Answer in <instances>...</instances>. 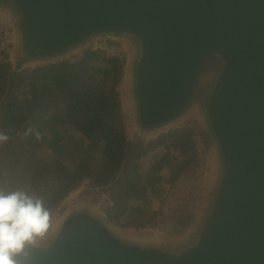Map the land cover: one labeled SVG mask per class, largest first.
<instances>
[{"label":"water","instance_id":"obj_1","mask_svg":"<svg viewBox=\"0 0 264 264\" xmlns=\"http://www.w3.org/2000/svg\"><path fill=\"white\" fill-rule=\"evenodd\" d=\"M0 9L16 25L19 69L94 40L128 42L137 127L161 133L197 110L217 164L187 239L125 236L81 205L26 249V264H264V0H0Z\"/></svg>","mask_w":264,"mask_h":264},{"label":"trees","instance_id":"obj_2","mask_svg":"<svg viewBox=\"0 0 264 264\" xmlns=\"http://www.w3.org/2000/svg\"><path fill=\"white\" fill-rule=\"evenodd\" d=\"M2 42L0 22V190L42 199L51 222L87 183L86 195L108 196L116 226L153 224L167 192L199 169L195 128L171 126L149 141L138 128L132 140L119 92L124 57L90 49L11 73Z\"/></svg>","mask_w":264,"mask_h":264},{"label":"rangeland","instance_id":"obj_3","mask_svg":"<svg viewBox=\"0 0 264 264\" xmlns=\"http://www.w3.org/2000/svg\"><path fill=\"white\" fill-rule=\"evenodd\" d=\"M0 22L3 31L2 45L7 49L9 57L7 59L6 69L12 72H18L19 69L16 64V44L18 40V32L14 19L9 11L0 9ZM118 43L115 45V50L108 51L112 55L124 57L126 66L121 82L119 84L120 98L123 103V112L127 123V133L130 139H138L140 131L137 127L134 108L130 96V80L129 67L131 58L133 56V46L125 41H111L108 39L94 40L86 48L75 54L69 56L70 59H76L82 55L85 50H95L99 48L101 43ZM38 64H32L28 68H23V71H30L31 68ZM31 67V68H30ZM19 69V70H18ZM28 69V70H27ZM189 125L195 128V146L198 149L201 164L197 173L189 174L177 182V186L170 189L162 204V209L153 211L156 215V221L145 228H122L117 226L121 233L125 236L135 237L140 239H151L168 242H181L192 233L196 228L203 214L207 211L210 205V198L213 192L214 184L217 176L216 156L214 152V145L206 132L202 116L197 110H194L177 126ZM158 134V133H157ZM154 134H146L145 141H149ZM166 176H169V167L165 170ZM88 185L84 184L77 191H73L57 208L54 217L50 222V227L43 237H48L57 226L61 218L70 210L81 205H93L101 209L104 214L108 215V209H104L101 203H105L106 199L101 198L96 200L97 196L86 195L85 191ZM159 203V201H158ZM157 204V201H156ZM155 202L152 206L155 207ZM109 216V215H108Z\"/></svg>","mask_w":264,"mask_h":264},{"label":"clouds","instance_id":"obj_4","mask_svg":"<svg viewBox=\"0 0 264 264\" xmlns=\"http://www.w3.org/2000/svg\"><path fill=\"white\" fill-rule=\"evenodd\" d=\"M6 139V136L0 135V140ZM80 188L81 186L78 189ZM105 197L108 198L106 194L103 198ZM101 204L104 209H108L112 203L106 200ZM50 219V212L42 199L20 190H0V264H26V259L20 257H26V249L35 244L37 237H43L47 233Z\"/></svg>","mask_w":264,"mask_h":264},{"label":"built area","instance_id":"obj_5","mask_svg":"<svg viewBox=\"0 0 264 264\" xmlns=\"http://www.w3.org/2000/svg\"><path fill=\"white\" fill-rule=\"evenodd\" d=\"M104 44H107V45H103V43H101V45H100V47L99 48H102V49H106V50H108V51H112V50H115V45H117L118 46V43H112V42H110V43H104ZM105 199L111 204V202L108 200V198L107 197H105ZM106 204H107V202H106Z\"/></svg>","mask_w":264,"mask_h":264}]
</instances>
